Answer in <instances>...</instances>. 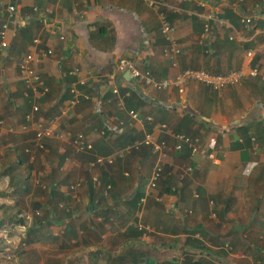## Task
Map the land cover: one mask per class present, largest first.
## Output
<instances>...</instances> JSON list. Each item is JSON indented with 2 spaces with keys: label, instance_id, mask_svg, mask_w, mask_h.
Segmentation results:
<instances>
[{
  "label": "crops",
  "instance_id": "obj_1",
  "mask_svg": "<svg viewBox=\"0 0 264 264\" xmlns=\"http://www.w3.org/2000/svg\"><path fill=\"white\" fill-rule=\"evenodd\" d=\"M11 4L9 47H0V210L20 217L29 198L35 213H48L32 243L49 248V264H264V0H0V27ZM29 53L44 95L22 81ZM122 58L157 80L190 68L243 78L220 90L195 81L157 90L115 71ZM77 79L88 98L70 105ZM38 123L54 129L42 149ZM68 133L84 134L92 149L76 151ZM178 133L198 138L207 155L176 149Z\"/></svg>",
  "mask_w": 264,
  "mask_h": 264
},
{
  "label": "built area",
  "instance_id": "obj_2",
  "mask_svg": "<svg viewBox=\"0 0 264 264\" xmlns=\"http://www.w3.org/2000/svg\"><path fill=\"white\" fill-rule=\"evenodd\" d=\"M154 2L149 1V4L152 5ZM15 13V5L11 4L7 7V19L2 23L0 27V47L2 49H6L9 47V40L7 36V31L9 28L10 22L13 20ZM264 16V12L261 14ZM258 16H255L256 18ZM242 21L244 23H250L253 21V16H244L242 18ZM160 22H161V32L166 36V38L171 42L172 47L170 49L171 53L176 55L180 52V48L177 47L176 40L174 36L172 35L174 31V27L171 25V23L166 19V16L161 13L160 14ZM261 30L264 32V23L261 26ZM52 51L47 50L46 54H50ZM38 61V57H36L34 54L29 53L26 54L23 59L19 63V69L21 72V78L26 88L31 89L34 92H37L39 95H44L48 91V88L45 86L43 80L38 75V73L35 71L34 67L32 66V63ZM77 69H73V73H76ZM117 72L122 71H128L130 74L137 80L143 81L148 85H151L153 88L157 90L167 89L170 87H177L179 91L184 90L185 83L188 81H195L200 82L209 88L213 90H220L228 87V86H234L239 84L243 78V73L241 71H230L224 74H213L205 69H185L184 71L180 72L175 77H166L160 80H157L153 77V75L150 73L149 70L140 71L134 62L131 60H127L122 58L119 60L117 67L115 69ZM251 76H258V68H252L249 73ZM261 78H264V74H260ZM83 81L80 79L74 80L73 82L68 85V91L70 94L69 98V104L70 105H76L81 99L88 98V96L82 92L80 86H82ZM113 93L118 94V89L114 88L112 90ZM125 95H129V92H126ZM119 104H122V100L120 98ZM38 106L34 105L32 107V113H36L38 111ZM129 113L133 116H136L135 112L129 111ZM31 116V114H30ZM53 124L48 123H38L36 125L35 129V137H34V144L38 148H44V138L47 136L52 135L54 132ZM71 140V144L74 147V149L78 152L82 151H88L92 149V144L90 140L82 133L67 134ZM176 149H182V146L186 145L190 151L194 153H199L202 156L207 155L205 148H203L198 138H192L188 135L178 133L175 134ZM144 142L146 144H149L152 142L150 139V136L147 135L144 139ZM29 151V149H26ZM212 156V155H211ZM113 158L111 156L108 157H96L95 162L96 163H103V162H109L111 163ZM254 165V162H247L244 166L243 173L249 174L252 167ZM190 169V168H188ZM162 174V164L161 162H157L153 168L151 177H150V185L155 186L160 179Z\"/></svg>",
  "mask_w": 264,
  "mask_h": 264
},
{
  "label": "rangeland",
  "instance_id": "obj_3",
  "mask_svg": "<svg viewBox=\"0 0 264 264\" xmlns=\"http://www.w3.org/2000/svg\"><path fill=\"white\" fill-rule=\"evenodd\" d=\"M29 182L34 184L35 187L33 188L35 190L40 188L45 190V188L41 187V185H44L41 181L35 182L34 178H31ZM34 194L40 200L45 199L44 195L38 194L36 191H34ZM32 202L33 200L29 198L26 201L20 200L19 207L22 209V212L18 213L24 219L25 224L14 223L11 225L2 219L5 224L0 227V264H49V257H46L49 248L44 251L38 247L39 244L35 245L24 241L27 225L34 221L35 216L37 218L41 216L39 212L35 213L33 211ZM9 211L11 212V209ZM12 213L15 215L14 218H19L16 212L12 211ZM4 214V210H0V219L4 217Z\"/></svg>",
  "mask_w": 264,
  "mask_h": 264
},
{
  "label": "trees",
  "instance_id": "obj_4",
  "mask_svg": "<svg viewBox=\"0 0 264 264\" xmlns=\"http://www.w3.org/2000/svg\"><path fill=\"white\" fill-rule=\"evenodd\" d=\"M129 91L130 90V96L134 95V96H137L138 99L139 96L137 94V92L135 90H132L130 89V87H125V88H122L121 91L122 93H124L125 91ZM93 93H94V90H93ZM67 96V88H65V92H63V94L61 95V97L57 100V102L63 100L65 97ZM29 182H26L25 183V190L28 191L29 190ZM33 208H40L39 205L37 204H33L32 205ZM4 217H2L3 220H8L9 222H15V223H18V224H25V221L24 219H22L21 217L19 218H14L15 215L10 212L9 210H7L6 212H4ZM8 217V218H7ZM48 213L43 215V216H39L37 219H35L34 221L31 222V224H28L27 225V228H26V235H25V239L24 241L27 242V243H32L34 241H38L40 239V228L41 226L45 223V221L47 222L48 221ZM1 219V220H2ZM0 220V225H2V222ZM15 220V221H13Z\"/></svg>",
  "mask_w": 264,
  "mask_h": 264
}]
</instances>
